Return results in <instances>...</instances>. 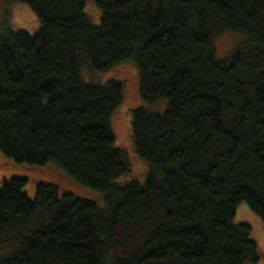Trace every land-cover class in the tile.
I'll list each match as a JSON object with an SVG mask.
<instances>
[{
    "label": "trees",
    "instance_id": "trees-1",
    "mask_svg": "<svg viewBox=\"0 0 264 264\" xmlns=\"http://www.w3.org/2000/svg\"><path fill=\"white\" fill-rule=\"evenodd\" d=\"M11 1L41 27L0 36V174L64 186L0 175V264L264 261L233 221L245 201L264 224V0ZM226 32L241 42L220 59ZM126 62L144 102L131 114L143 182L112 128L125 82L85 77Z\"/></svg>",
    "mask_w": 264,
    "mask_h": 264
},
{
    "label": "rangeland",
    "instance_id": "rangeland-1",
    "mask_svg": "<svg viewBox=\"0 0 264 264\" xmlns=\"http://www.w3.org/2000/svg\"><path fill=\"white\" fill-rule=\"evenodd\" d=\"M0 36L4 33V28L10 31L24 30L32 35L37 34L40 30V22L31 7L24 3H15L11 0H0ZM85 13L93 25H99L101 20V10L93 2H88L85 5ZM241 36L235 32L223 33L215 40V49L217 58H225L231 55L240 45ZM87 79L91 81L104 82L110 78H118L125 82V97L121 107L115 112L112 117V128L115 133L116 145L129 154L133 160L134 175L130 178H136L143 182L148 168L147 165L139 159L132 149L131 141V114L135 108L143 105L139 93V74L136 66L132 62H126L117 66L114 70L100 74H86ZM164 104V101L162 102ZM158 109V108H154ZM2 176H27L29 178H44L56 181L64 186V179L48 177L39 172L28 170L25 168L7 170L2 172ZM129 178H127L128 180ZM25 190L30 197L34 198L35 192L30 186L25 187ZM82 196H88L84 193H79ZM234 223L249 224L252 227L256 240L264 249V224L257 214L245 202H241L236 207V214L233 219ZM247 264H264L263 260L255 263Z\"/></svg>",
    "mask_w": 264,
    "mask_h": 264
}]
</instances>
